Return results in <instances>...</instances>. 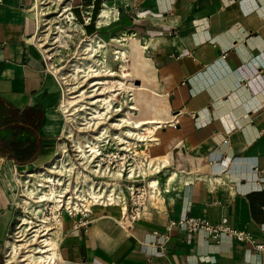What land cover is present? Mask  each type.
I'll use <instances>...</instances> for the list:
<instances>
[{
    "label": "crops",
    "instance_id": "1",
    "mask_svg": "<svg viewBox=\"0 0 264 264\" xmlns=\"http://www.w3.org/2000/svg\"><path fill=\"white\" fill-rule=\"evenodd\" d=\"M40 2L0 0V264L19 214L20 173L54 158L66 129L62 84L36 41ZM57 2L79 40L144 48L133 80L155 90L160 113L141 121L153 126L142 144L149 157L171 154L146 173L156 188L129 232L120 205L92 206L85 227L66 216L53 233L57 264H264V250L230 236L179 226L167 241L154 233L181 217L227 218L264 241V0ZM14 117L26 125L2 127ZM35 141V160L12 157L25 158Z\"/></svg>",
    "mask_w": 264,
    "mask_h": 264
},
{
    "label": "built area",
    "instance_id": "2",
    "mask_svg": "<svg viewBox=\"0 0 264 264\" xmlns=\"http://www.w3.org/2000/svg\"><path fill=\"white\" fill-rule=\"evenodd\" d=\"M56 3L54 0H41L40 10L42 17L50 18L53 15L59 18L57 24L60 27L63 26L61 20L65 19L62 15L65 8L62 6L61 11L57 12ZM51 7L53 9L49 10ZM53 21L56 23V20ZM39 40L36 38V41ZM47 68L52 70V64L47 63ZM129 109H133V105H129ZM121 111L115 110L114 113ZM89 115H92L89 117L91 123L78 129L86 132L82 143L85 150H88L86 158H82L77 150L75 143L78 141L75 137L72 138V134L68 135L65 129L60 142H65V145L67 140L70 142L74 157L68 155L69 148L65 149L60 143L54 158L35 169L20 173L21 183L16 201L19 214L3 252V264L39 263L38 256L41 253L38 251L44 247L47 238L52 239L64 218H72L75 227H85L90 222L89 213L94 205H120L123 217L119 222L128 232L141 219L147 201L154 191L150 180H145L148 174L141 171V166L148 159L141 152L146 151L147 146L142 149L143 145L138 143L141 141L139 137L127 134L126 128L136 131L134 125L104 126L103 121L93 126L92 119L95 117L93 114ZM103 132L105 133L102 135ZM118 134L126 136L125 139L129 142L121 143L116 138ZM85 145L95 146V149ZM33 174L38 176H31ZM175 226L183 227L191 233L202 230L217 241L224 235L230 236L239 242L253 244L256 250H264V241H258L250 232L236 228L227 218L214 223L205 218L181 217L171 220L164 231L155 230L154 233L167 241ZM12 243L17 245L15 252ZM160 247L164 249L165 243H160ZM22 249L25 254L18 260L20 263H15L14 258ZM52 254L54 259L51 264H57V250ZM22 259L26 260L21 261Z\"/></svg>",
    "mask_w": 264,
    "mask_h": 264
},
{
    "label": "bare ground",
    "instance_id": "3",
    "mask_svg": "<svg viewBox=\"0 0 264 264\" xmlns=\"http://www.w3.org/2000/svg\"><path fill=\"white\" fill-rule=\"evenodd\" d=\"M40 45H44V44L40 43ZM109 49L111 50L110 57H108L109 53H107ZM143 54H144V48L139 46L135 42H133V45L130 49H125L120 47H108L104 42V40L100 36H97L94 39H91L84 44V47L82 48L81 56L78 58V60H75V62L72 64V68L68 69L67 72L69 73L67 74L64 73L62 75L67 80V84H72V80H74V82L76 81L82 82L83 79H88L89 76L91 75H99V73L101 72H105L104 74H108L109 76H111L104 78L94 77L92 80H90L89 81L90 90H88V94H87L89 99L86 101V103L82 101L80 102L81 104L79 105L77 114L82 116L84 114V112L82 111L91 109L92 113L91 112L90 113L93 114V117H95V119L94 118L92 119L93 126L94 125L97 126L99 123L103 122L100 120L106 118L107 116L106 114L110 113L112 110H116V111L120 109L122 110L123 105H125L124 104L125 101L123 102L114 101L115 96H117V94L121 89L123 90L130 89L131 91H133L131 95H129L128 99L130 100V103L132 105L138 107L139 111L133 112V110L127 109L123 113V115H121L119 119H115V121H113L112 124L115 127L128 126L129 124L134 125L136 127L135 132L129 128H126V132L128 135L132 136L134 134V136L139 137V140L141 141L138 143L141 144V146L143 145L142 142L145 138L144 136H146V133L144 134L143 133L144 131L142 130L153 129V126L150 127L148 125L142 127L141 121L149 120V117L146 115L150 111L156 112L158 114L160 113L158 106L154 102L155 96L154 93L151 92L150 87H147V85H145L144 83L142 85H136L137 83L133 82V79L140 78L138 73L140 72L141 65L139 63L138 58L142 57ZM111 59L112 61L114 60L119 63L121 75H118L117 71H114L111 68L112 66L110 62ZM128 60H131V63H128ZM116 74L117 76H119V79H113V77L116 76ZM128 76H131L129 78L131 79V82H127ZM110 81L113 82L112 85L109 83ZM68 99H69L68 97L67 98L64 97L62 99L61 105L66 106L67 104L65 103V101H69V102L72 101ZM79 110H81V112H79ZM79 115L77 119L80 118ZM90 120H88L87 122L91 123ZM66 131L71 132L68 126H66ZM105 132H103L102 135ZM97 136H99L98 133ZM116 138L119 141H121V143L129 142L128 140L125 139L127 137L126 136L124 137L121 134H118ZM61 145L65 147L63 142H61ZM75 145L77 147V150L81 154L82 158H86L88 150H85L83 144L81 142H77L75 143ZM88 146H91L90 149L92 150L95 149V146L85 145V147ZM170 158H171V154L164 155L161 157H153V156L148 157L147 161L141 166V171L144 173H147L150 170L157 172L160 170L162 165L170 162ZM31 176H38V175L33 174ZM45 177L48 176L45 175ZM150 182H151V186L156 188V180L155 179L150 180ZM33 191L34 189H32V192ZM55 240H56L55 237H53L52 239H48V238L46 239L45 241L46 243L44 247H41V250L38 251L39 253H41L38 256L39 263H35V264H51V261H53L54 259L52 252H54L57 247V243ZM12 246L14 248V252L17 251V249L15 248L17 245L12 243ZM34 255L35 254H32V256ZM28 256H31V254H29ZM24 260L26 259H22L21 261Z\"/></svg>",
    "mask_w": 264,
    "mask_h": 264
},
{
    "label": "rangeland",
    "instance_id": "4",
    "mask_svg": "<svg viewBox=\"0 0 264 264\" xmlns=\"http://www.w3.org/2000/svg\"><path fill=\"white\" fill-rule=\"evenodd\" d=\"M56 2H57V0H55V3ZM57 3L55 4V6L57 5ZM63 5H64V3L59 4V6H63ZM52 9H53L52 7L49 8V10H52ZM53 17H54L53 15H50V18H48L47 16L42 18V20H41L42 23H41V25L37 31L36 38L40 39L38 41V43L40 42V43L44 44V45H42V48L45 52L47 61L49 64H52L51 69L56 73V75L60 79V82H61L62 88H63V98L68 97L69 98L68 100H72L71 102L65 101V103L67 104L66 106L61 105V109L64 112L65 117L67 119V121H66L67 126L71 130V132L66 131V133L68 135L72 134L73 135L72 138L75 137L74 138L75 140L83 143L84 139H85L84 134H86V132L85 131L81 132L78 129L81 126H84V127L86 126V124L88 123L87 121L90 120L89 117L90 116L92 117V115H89L92 113V110L88 109V110L82 111V112H84V114L82 116L77 114L79 105L81 104L80 102L82 101V102L86 103V101L89 99L87 94H88V90H90V87H89V81L90 80H92L94 77H100V78L103 77L104 78V77H111V76H109L108 74H104L105 72H101V73H99V75H91V76H89L88 79H83L82 82H77V81L74 82V80H72V84H67V80L62 75L64 73H66V74L69 73V72H67L68 69H71L72 64L75 62V60H78V58L81 56V52H82V48L84 47V44L86 42H88L89 40H91V38H87V39L82 40V41L79 40V38L76 35H73L74 25L72 24L70 27H68L69 26L68 23L70 22V20H68L67 22L65 21L67 19L61 20V22H63L65 24V27H63V26L58 27L57 21H59L58 20L59 18H57V17L53 18ZM44 18H46V19L43 20ZM53 20H56V23H54ZM108 51H107V53H109L108 57H110V51L111 50L109 49ZM110 62L112 65L111 68L114 71H117L118 75H121L119 63L114 61V60L112 61V59L110 60ZM128 63H131V60H128ZM130 77L131 76H128L127 82H131V79H129ZM113 79H119V76H117V74H116V76H114ZM133 82L136 83L135 81H133ZM109 83L111 85L113 84L112 81H110ZM142 84H143V82L141 84H136V85H142ZM147 87H149V86H147ZM150 89H151L152 93H155V90L153 88H150ZM84 92H85V94H84ZM119 92H120L119 95L117 94V96H115L114 101L115 102L116 101H118V102L125 101L124 104H126V105H125V107H122L121 112L114 113L115 110H112L111 113H108L109 115H107L106 118L101 119L100 121H105L104 123H106V124L103 123L104 126L112 125L113 121H115V119H119L120 116L123 115V113L127 109H129V105H132L130 103V100L128 99V97H129V95H131V93L133 91H131L130 89H125V90L121 89ZM81 95H83V96H81ZM79 112H81V110H79ZM78 115L80 116L79 119H77ZM110 115H111V117H109ZM87 117H88V119H87ZM83 124H85V125H83ZM82 130H84V129H82ZM66 144L67 145H65V142H64L65 149H66V147L69 148L68 152H70V153H68V155H70V156L72 155V157H74V154H72V151H71L70 142L68 140L66 141ZM144 148L145 147L143 146L142 149H144ZM141 153L146 158L149 157L147 154V150L142 151ZM24 254H25L24 250L23 249L20 250L19 255H17L14 258L15 263H20V262H18V260Z\"/></svg>",
    "mask_w": 264,
    "mask_h": 264
},
{
    "label": "trees",
    "instance_id": "5",
    "mask_svg": "<svg viewBox=\"0 0 264 264\" xmlns=\"http://www.w3.org/2000/svg\"><path fill=\"white\" fill-rule=\"evenodd\" d=\"M0 107H3V100L2 98H0ZM18 114V113H17ZM13 122V123H12ZM9 123H11V125L13 127L16 128H21L24 125H26L27 121H21L19 122L18 119H16L15 117L12 120H8L6 122H4L2 124V127H5L6 125H8ZM41 148V144L40 141H35L33 143L32 146H30L27 150L24 151L23 155L25 158H20L17 155H13L12 157L18 162V163H27L30 161L35 160L36 158V154L38 153V150ZM13 151H15V148L12 149Z\"/></svg>",
    "mask_w": 264,
    "mask_h": 264
},
{
    "label": "water",
    "instance_id": "6",
    "mask_svg": "<svg viewBox=\"0 0 264 264\" xmlns=\"http://www.w3.org/2000/svg\"><path fill=\"white\" fill-rule=\"evenodd\" d=\"M1 56H2V55H1V50H0V58H1Z\"/></svg>",
    "mask_w": 264,
    "mask_h": 264
}]
</instances>
